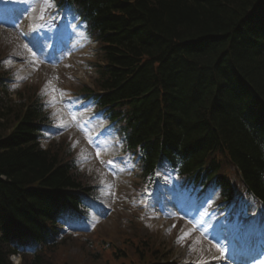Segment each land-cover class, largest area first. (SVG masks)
<instances>
[{
  "label": "trees",
  "instance_id": "16d2710c",
  "mask_svg": "<svg viewBox=\"0 0 264 264\" xmlns=\"http://www.w3.org/2000/svg\"><path fill=\"white\" fill-rule=\"evenodd\" d=\"M55 1L100 56L78 96L113 124L142 182L163 162L208 177L224 155L264 204V0ZM4 77L0 68V264H43L60 222L87 221L96 200L76 159L42 148L41 101L11 105Z\"/></svg>",
  "mask_w": 264,
  "mask_h": 264
},
{
  "label": "rangeland",
  "instance_id": "374dc122",
  "mask_svg": "<svg viewBox=\"0 0 264 264\" xmlns=\"http://www.w3.org/2000/svg\"><path fill=\"white\" fill-rule=\"evenodd\" d=\"M55 6L52 0H15L11 7H0V68L5 76L8 103L24 106L31 99L45 105L50 123L45 128L43 148L57 152L65 160L76 159L84 186L93 187L99 205L106 209L102 216H106L102 218L97 213L91 216L90 226L74 224L69 231L61 229L57 246L46 250L43 264H210L209 259L227 260V246L203 235L183 219L194 216L178 208L175 190L162 194L166 202L172 203L169 216L163 210L157 211L155 202H145L146 198L137 194L134 180L138 183V174L122 168L118 176L106 172L105 162L114 158V142L107 139L98 152L88 143L107 124L94 121L96 110L78 103L82 87H93L94 66L100 61L97 46L76 22L68 53L45 59L48 52L42 39L47 32L38 33L36 27L48 11H52L50 18H54L53 14L58 13ZM6 16L18 18L28 41L18 27L7 26L10 22L6 23ZM68 19L77 21L74 16ZM28 31L36 37L35 42ZM99 185L100 188H94ZM144 223L151 229L144 227ZM18 261L15 260L16 264Z\"/></svg>",
  "mask_w": 264,
  "mask_h": 264
},
{
  "label": "snow or ice",
  "instance_id": "6c2138e0",
  "mask_svg": "<svg viewBox=\"0 0 264 264\" xmlns=\"http://www.w3.org/2000/svg\"><path fill=\"white\" fill-rule=\"evenodd\" d=\"M35 46V45H34ZM97 155H99V153H97ZM189 236L191 235L190 233L188 234ZM197 243H199V241H197ZM219 250V249H218Z\"/></svg>",
  "mask_w": 264,
  "mask_h": 264
},
{
  "label": "bare ground",
  "instance_id": "6f19581e",
  "mask_svg": "<svg viewBox=\"0 0 264 264\" xmlns=\"http://www.w3.org/2000/svg\"><path fill=\"white\" fill-rule=\"evenodd\" d=\"M2 180H5V179H2ZM19 263H20V261H19Z\"/></svg>",
  "mask_w": 264,
  "mask_h": 264
}]
</instances>
